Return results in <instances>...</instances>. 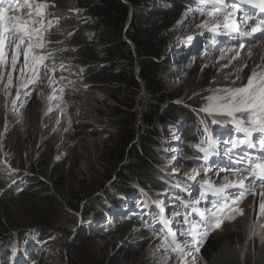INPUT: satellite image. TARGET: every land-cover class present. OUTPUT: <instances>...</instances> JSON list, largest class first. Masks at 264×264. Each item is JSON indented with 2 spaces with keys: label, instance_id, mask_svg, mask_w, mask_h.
<instances>
[{
  "label": "rangeland",
  "instance_id": "1",
  "mask_svg": "<svg viewBox=\"0 0 264 264\" xmlns=\"http://www.w3.org/2000/svg\"><path fill=\"white\" fill-rule=\"evenodd\" d=\"M153 1L162 8L169 6L163 0ZM89 2L91 0H48V12L52 15L45 17V24L47 25L50 21L51 26L44 33L46 42L44 54H52L55 43H58L66 52V59L61 63L50 60L47 64L44 61L48 67L56 69L51 83L44 76V69L41 67L40 78L28 88H21L18 100L16 85L19 81L16 74L13 77V87L8 89L11 95L5 96L4 84L0 83V181L5 185L8 184L0 195H5L10 189V194L15 195L19 189L23 188L20 180L30 174L31 166L43 164L46 156L51 155L49 166L57 167L56 171L64 175L66 179L67 187L64 195L90 196V199L97 203L94 213L98 205H103L105 209L99 208L101 218L96 216L93 220L82 223L79 214L74 215L66 208L61 199L62 196L54 194L52 201H49L46 198L48 193L42 190L35 194L38 196L37 199L32 197L31 203L21 202L15 196L6 194L5 197H8L2 200L0 208L10 217L13 227L19 226L24 228L22 230H26L25 236L22 237L24 242L30 243L36 250H41V253L35 250V264H73V258L82 253H84L83 258H87V264H129L130 260L133 264H164L165 250L158 247L161 239L148 229L155 226L156 231H159L162 228V224L155 222L148 213L151 211L150 206L153 205V201L148 203L143 199H137V196H133L131 201L122 198L123 205L129 208L125 211V206L113 209L114 204L112 205L103 196V190H109L115 195L116 201L121 192L120 188L118 191L113 184L115 183L113 168L107 157L109 150L114 146L119 128L113 115L115 107L118 106L117 96L112 95L111 89L106 85L107 90H103V86L84 81L83 68L74 61L71 53L73 48L66 41L70 32L77 29L78 23L88 20L92 22V18L84 15L85 5ZM52 3L55 7H51ZM151 9L146 8V13H149ZM53 11L61 22L54 31L56 34H53ZM26 12L27 9H24L23 13L17 14H26ZM147 19L151 23V19ZM207 19L208 17L202 16L200 12L188 10V12H182L174 25L163 33L166 47L162 59L168 64H165L162 78L168 91L179 92L180 98L175 101V104L184 105L187 100L197 99V103H201L203 107L207 103L206 98L213 94L212 89L243 86L253 70L259 72L264 69V50H262L264 40L252 45L247 43L245 47L248 48H244L245 50L237 49L239 42L231 45L230 49L228 47L220 49L225 45V42H221L220 50H216L218 43L210 42L212 33L197 27ZM196 34L202 37L199 38L202 41L198 45H193L194 41L190 42L188 37ZM83 37L87 42H93L96 49L101 50L99 47L102 45L100 46L96 41V31H87ZM238 53L239 58L234 60L233 57H236ZM222 56L223 59H221ZM257 65L261 66L258 68ZM137 69L136 64L134 65L135 75ZM232 81L235 83H231ZM26 92H30V95H26ZM141 94L140 90L138 95L141 96ZM118 99L121 101L122 98ZM13 101L15 104L12 103ZM191 110L199 112V118L207 115L199 110ZM35 120L36 124L33 123ZM225 121L227 122L226 118ZM199 125L203 131L207 128L205 122ZM227 125L232 126L228 122ZM185 130L184 126H161L158 130L161 134L158 152L160 161L157 163L159 166L156 170L155 168L149 171L148 168L145 169L148 171L144 172L147 180L143 179L148 181L156 175L154 181L150 182L152 184L150 188L164 190L157 197L162 195L166 201L162 203L160 200L158 203L164 208L165 202L166 206H171V210L166 213V218L172 220L170 227L179 233L181 228L177 225V221L180 217L175 216L174 213L182 200L173 198L170 189L187 181L190 185H195L196 183L188 180L186 175L192 173L193 169H198L201 176L204 175L203 169L199 168V158L195 155L187 156L189 142L184 135ZM231 131H227L220 138L210 140L216 142L215 149H218L219 153L222 147L220 144H223L229 135H233V133L229 134ZM237 135L235 134L234 137ZM202 155L204 156V153ZM218 157L220 159L221 155ZM224 158L226 160L222 161L227 162V156ZM136 174L140 175L142 172L139 171ZM220 175L224 176L226 173ZM208 176L217 180L218 183L226 182L214 177L212 172H209ZM230 178L236 179L235 176ZM199 179L200 176H197V180ZM136 185L138 184H130L135 193L144 191ZM178 191L180 189L177 187L173 194L178 195ZM198 191L199 185L196 184L194 195ZM228 191L234 192L236 189ZM261 191L264 189L256 188V195L249 194V197L239 205L243 209V215L234 214L235 219L225 220L220 229L208 235L206 244L201 248V256L203 253L207 256L213 250L231 249V246H236L243 259L247 250L255 252L264 245L255 235L252 240L248 239L249 235H252L253 227L255 226L256 231H261L259 225L264 223V216H258ZM155 207L159 211L157 203ZM201 207H207V205L202 203ZM72 215L80 221L74 226ZM45 218L57 228L44 234L45 239L37 248L34 241L39 235L34 233L39 222ZM124 221H129L130 227L124 230L116 229ZM134 221H136L135 224ZM179 233L177 238L185 239ZM135 249H140V253L131 252ZM205 262L203 258L200 264ZM168 264H172V261H168Z\"/></svg>",
  "mask_w": 264,
  "mask_h": 264
},
{
  "label": "trees",
  "instance_id": "2",
  "mask_svg": "<svg viewBox=\"0 0 264 264\" xmlns=\"http://www.w3.org/2000/svg\"><path fill=\"white\" fill-rule=\"evenodd\" d=\"M163 1L169 6L162 8L153 0H91L85 5L84 15L92 18V22L88 20L78 23L76 26L78 30H72L66 38L67 43L73 48V52H69L73 54L74 61L83 68L84 81L103 86V90H107L106 85L111 89V94L117 96L118 106L115 107L113 115L119 128L114 146L109 150L107 157L113 168V182H115L113 184L118 191L120 188L121 192L115 201L116 197L111 191L103 190L105 199L114 204H112L113 209L125 206L122 198L131 200L133 196H144L146 200L159 199L157 195L164 192L150 188L152 185L150 182L154 181L156 175L144 181L146 179L144 172L152 168L156 170L159 166L157 163L160 161L158 152L161 134L158 130L161 126H184L186 129L184 135L189 142L187 156L192 157L198 151V139L204 134L199 123L205 122L207 126L223 125L213 124L212 117L208 115L199 118L200 113L191 110L201 108V103H197V99L187 100L184 105L175 104L180 98L179 92L168 91L164 86L162 75L167 62L162 59L166 47L163 33L174 25L182 12H188L191 6H198L199 0ZM146 8L152 9L146 13ZM147 18L151 19V23ZM60 23L53 11V34H56L54 31ZM90 30L96 31V41L100 46L102 45L99 47L101 50L96 49L93 42L84 39L83 34ZM51 52L52 54H45L47 64L50 60L61 63L66 59V52L58 43L53 45ZM136 64L138 76L134 73ZM140 90L141 96L138 95ZM119 97L122 98L121 101ZM217 119L221 118L217 117ZM50 157L51 155L46 156L43 164L31 166L30 174L20 180L23 188L15 195L10 194L11 189L6 194L15 196L21 202L31 203L32 197L37 199L38 196L35 194L42 190L48 193L46 198L49 201L54 194L62 196L66 208L74 215L79 214L82 223L91 221L96 216L101 218L100 209L104 210L105 207L98 205L94 213L97 203L90 199V196L64 195L67 187L66 179L56 171L57 167L49 166ZM147 168L148 171H145ZM139 171L142 174H136ZM133 183L138 184L136 186L144 191L135 193L134 188L130 186ZM7 185L0 181V194L5 191ZM5 195H0V205L2 200L7 199L8 196ZM74 215H72L73 226L76 222H80ZM13 225L10 217L0 208V264H11V260L13 264H35L36 248L22 239L26 230ZM130 225L129 221H124L116 229H128ZM56 228L47 218L39 222L34 233L39 235L34 241L37 248L45 239L44 234ZM234 247L236 249H233ZM230 248L213 250L211 254L208 253L206 256L203 253L202 256L208 264H264V245L255 252L247 250L243 259L236 246ZM140 249L131 252L138 254ZM36 251L41 253V250ZM83 256L84 253L74 257L73 264H87V258ZM129 264L133 262L130 260Z\"/></svg>",
  "mask_w": 264,
  "mask_h": 264
},
{
  "label": "snow or ice",
  "instance_id": "3",
  "mask_svg": "<svg viewBox=\"0 0 264 264\" xmlns=\"http://www.w3.org/2000/svg\"><path fill=\"white\" fill-rule=\"evenodd\" d=\"M199 2L206 6L200 9V14L206 15L208 19L197 27L212 33V44L219 43L216 39L218 36L233 39L247 37L250 44L264 40V0ZM51 7H55V4L52 3ZM48 8V0H0V83L4 84L5 96L11 95L8 89L13 87L14 74L19 81L16 85L17 100L20 99L21 88H28L40 78L41 67L44 69V76L52 82L56 69L44 64L47 56L43 51L46 47L44 33L51 26L50 21L45 24V17L52 15ZM24 9H27L26 14H17L23 13ZM188 40L191 42L193 37L189 36ZM239 47L243 49L244 42ZM223 58L222 56L221 59ZM238 58L239 53L233 57L234 60ZM212 93L199 111L211 116L213 124L225 123V120L217 117L226 118L239 135L223 142L225 146L230 145L224 148L227 162L217 160L209 165L210 155L220 156L215 151L216 142L210 141L208 147L199 149L204 153V163L199 165L204 175L201 176L198 169L186 174L188 180L199 185V191L197 196L192 197L190 188L184 187L183 190L188 192L190 199L182 201L180 207L188 211L176 210L174 213L175 216L182 217L177 223L184 226L179 235L185 239L177 238L176 231L170 227L172 220L163 215L165 208L157 203L159 216L154 218L162 224V228L154 234L161 239L158 247L165 250L164 264H168V261H172V264H200L203 260L201 248L208 235L220 229L225 220L235 219L234 214L243 215L239 203L249 194L256 195V188L264 189V69L259 72L253 70L243 86L212 89ZM25 94L30 95V92ZM12 103L15 104V101ZM234 149L239 151L234 152ZM235 165L241 166L234 167ZM209 172L226 182L218 183L208 176ZM221 173L226 175L221 176ZM197 176H200L199 180ZM231 176L236 179H231ZM229 189L236 191L229 192ZM259 195L258 216H264V191ZM209 196L214 199H209ZM202 203L207 207H201ZM193 214L200 219H192ZM259 227L261 231H256L255 226L253 227L248 239L252 240L255 235L264 244V223Z\"/></svg>",
  "mask_w": 264,
  "mask_h": 264
},
{
  "label": "bare ground",
  "instance_id": "4",
  "mask_svg": "<svg viewBox=\"0 0 264 264\" xmlns=\"http://www.w3.org/2000/svg\"><path fill=\"white\" fill-rule=\"evenodd\" d=\"M237 42H239V43L244 42L245 45H247V43L250 44V43H249V38H247V37H241L240 39H236V40L232 43V45H235V43H237ZM222 43H224V40L222 41ZM251 45H252V44H251ZM220 47H221V44L218 46L217 50H218ZM230 48H232V46H230L229 49H230ZM244 48H248V47H244ZM244 48H243V49H244ZM244 50H245V49H244ZM262 50H264V48H263ZM227 52H228V51H227ZM215 53H216V52H215ZM261 53H262V52H261ZM226 54H227V53H226ZM261 61H262V60H261ZM259 66H261V65H259ZM262 66H263V65H262ZM258 68H259V67H258ZM258 68H257V69H258ZM261 68H262V67H261ZM231 83H232V82H231ZM224 84H225V83H224ZM228 86H229V85H228ZM233 86H234V85H233Z\"/></svg>",
  "mask_w": 264,
  "mask_h": 264
},
{
  "label": "water",
  "instance_id": "5",
  "mask_svg": "<svg viewBox=\"0 0 264 264\" xmlns=\"http://www.w3.org/2000/svg\"><path fill=\"white\" fill-rule=\"evenodd\" d=\"M129 20H130V17H129V19H128V22H129ZM127 26H128V24H127ZM136 76H138V69H137V71H136Z\"/></svg>",
  "mask_w": 264,
  "mask_h": 264
}]
</instances>
